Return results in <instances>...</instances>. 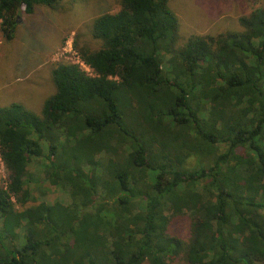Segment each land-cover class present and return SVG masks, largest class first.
Returning a JSON list of instances; mask_svg holds the SVG:
<instances>
[{
	"label": "trees",
	"instance_id": "16d2710c",
	"mask_svg": "<svg viewBox=\"0 0 264 264\" xmlns=\"http://www.w3.org/2000/svg\"><path fill=\"white\" fill-rule=\"evenodd\" d=\"M62 1L0 0L4 39ZM169 1L94 18L92 76L57 63L40 115L0 106V264H264V0L241 32L182 46ZM37 159L68 204L28 206Z\"/></svg>",
	"mask_w": 264,
	"mask_h": 264
},
{
	"label": "rangeland",
	"instance_id": "374dc122",
	"mask_svg": "<svg viewBox=\"0 0 264 264\" xmlns=\"http://www.w3.org/2000/svg\"><path fill=\"white\" fill-rule=\"evenodd\" d=\"M262 6L255 0H170L168 7L178 19V46L192 35L217 36L241 32L238 19ZM119 10L118 0H63L55 10L36 6L34 13L21 12L14 37L6 41L0 31V106L21 104L40 115L43 102L55 92L51 72L57 63L80 64L78 49L97 50L91 37L94 18ZM168 56L164 58L166 61ZM90 75L92 71L81 65ZM47 162L29 164L28 178L34 203L69 200L61 190L50 185L41 174ZM7 171L0 161V187L7 183ZM189 221L175 219L169 227L172 235L188 238ZM22 235V232H20ZM146 264V263H144ZM176 264H185L182 261Z\"/></svg>",
	"mask_w": 264,
	"mask_h": 264
},
{
	"label": "built area",
	"instance_id": "2783aa9c",
	"mask_svg": "<svg viewBox=\"0 0 264 264\" xmlns=\"http://www.w3.org/2000/svg\"><path fill=\"white\" fill-rule=\"evenodd\" d=\"M77 65H79L81 68H82V66L81 65H84L82 62H81V65L80 64H77ZM86 66V65H85ZM91 70V69H90ZM92 71V70H91ZM88 75H90L87 71H85ZM90 76H92V74L90 75ZM0 161H1V158H0ZM2 162V161H1ZM3 164V163H2ZM4 166V165H3ZM5 168V167H4Z\"/></svg>",
	"mask_w": 264,
	"mask_h": 264
}]
</instances>
